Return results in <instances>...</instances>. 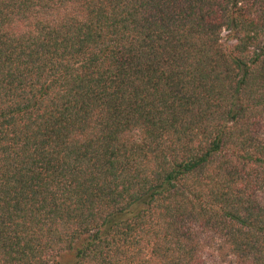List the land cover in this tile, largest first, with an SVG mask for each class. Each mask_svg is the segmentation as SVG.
<instances>
[{
	"label": "trees",
	"instance_id": "obj_1",
	"mask_svg": "<svg viewBox=\"0 0 264 264\" xmlns=\"http://www.w3.org/2000/svg\"><path fill=\"white\" fill-rule=\"evenodd\" d=\"M0 264H264V0H0Z\"/></svg>",
	"mask_w": 264,
	"mask_h": 264
}]
</instances>
